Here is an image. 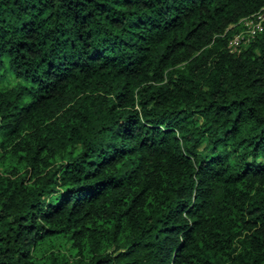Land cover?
Instances as JSON below:
<instances>
[{
  "label": "trees",
  "instance_id": "16d2710c",
  "mask_svg": "<svg viewBox=\"0 0 264 264\" xmlns=\"http://www.w3.org/2000/svg\"><path fill=\"white\" fill-rule=\"evenodd\" d=\"M263 6L0 0V264H264Z\"/></svg>",
  "mask_w": 264,
  "mask_h": 264
},
{
  "label": "built area",
  "instance_id": "2783aa9c",
  "mask_svg": "<svg viewBox=\"0 0 264 264\" xmlns=\"http://www.w3.org/2000/svg\"><path fill=\"white\" fill-rule=\"evenodd\" d=\"M237 27L240 30L230 39L229 47L237 49L254 40L261 32L264 31V6L254 13L242 17Z\"/></svg>",
  "mask_w": 264,
  "mask_h": 264
},
{
  "label": "rangeland",
  "instance_id": "374dc122",
  "mask_svg": "<svg viewBox=\"0 0 264 264\" xmlns=\"http://www.w3.org/2000/svg\"><path fill=\"white\" fill-rule=\"evenodd\" d=\"M16 80L12 76L6 78V79H0V87H11L15 84ZM57 247L63 251L69 252L68 250V244H66L63 240H57ZM49 250V245L45 244L39 249V254H44Z\"/></svg>",
  "mask_w": 264,
  "mask_h": 264
}]
</instances>
